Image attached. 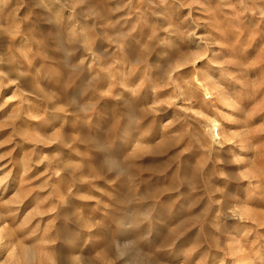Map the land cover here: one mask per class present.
<instances>
[{
    "label": "rangeland",
    "instance_id": "rangeland-1",
    "mask_svg": "<svg viewBox=\"0 0 264 264\" xmlns=\"http://www.w3.org/2000/svg\"><path fill=\"white\" fill-rule=\"evenodd\" d=\"M0 264H264V0H0Z\"/></svg>",
    "mask_w": 264,
    "mask_h": 264
},
{
    "label": "bare ground",
    "instance_id": "bare-ground-1",
    "mask_svg": "<svg viewBox=\"0 0 264 264\" xmlns=\"http://www.w3.org/2000/svg\"><path fill=\"white\" fill-rule=\"evenodd\" d=\"M202 85V84H201ZM204 86V85H203ZM202 86V87H203ZM204 91L206 92V94L208 93V89L205 87H203ZM218 94V93H217ZM210 97V96H209ZM222 97V95H221ZM226 98V97H225ZM227 100V99H226ZM218 120V119H217ZM219 122V121H218ZM216 121V119L212 118L208 121L209 125H210V129H209V133H210V136L214 139H217L219 138V134H221V132L219 133V130L220 128L219 127V123Z\"/></svg>",
    "mask_w": 264,
    "mask_h": 264
}]
</instances>
